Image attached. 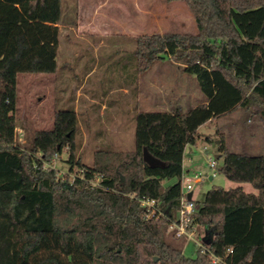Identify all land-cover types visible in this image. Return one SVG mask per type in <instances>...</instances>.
<instances>
[{
  "label": "trees",
  "instance_id": "16d2710c",
  "mask_svg": "<svg viewBox=\"0 0 264 264\" xmlns=\"http://www.w3.org/2000/svg\"><path fill=\"white\" fill-rule=\"evenodd\" d=\"M182 1L198 35L127 40L135 51L125 73L135 92L140 75L171 60L196 79L204 103L137 112L134 149L101 147L88 166L73 107L57 110L53 127L33 132L25 147L17 134L18 76L57 71L62 0H0V264H264V154L231 153L223 136L221 173L257 194L208 191L189 228L205 230L194 258L170 230L185 150L197 144L199 128L254 108L264 121V0ZM145 149L163 166L146 164ZM65 151L68 175L52 166Z\"/></svg>",
  "mask_w": 264,
  "mask_h": 264
},
{
  "label": "rangeland",
  "instance_id": "374dc122",
  "mask_svg": "<svg viewBox=\"0 0 264 264\" xmlns=\"http://www.w3.org/2000/svg\"><path fill=\"white\" fill-rule=\"evenodd\" d=\"M62 11V35L65 38L67 34L76 32L79 38L76 42L86 44L82 45L86 49L73 52L69 48L68 51L62 49L58 54L62 62L59 67L72 68L73 64H77L79 72L83 70L85 75L72 77L67 74L60 78L51 74L18 76L20 122L17 134L23 147L28 144L33 132L53 127L57 110L73 107L79 118L78 154L82 163L91 166L95 151L106 147L105 143H108L96 140V134L104 127L102 119L119 114L121 124H108L110 128L106 133L119 135L118 130L121 128L123 142H110L112 148L131 151L135 147L136 127L133 118L136 111L186 112L204 103L205 97L196 79L184 74L182 67L171 60L156 62L138 77L139 106H136L134 99L135 87L123 77L125 71L129 72L131 68L130 55L135 51V46L127 40L144 35H198L195 17L184 1L62 0ZM70 36L75 40L74 34ZM88 74L91 75L87 77ZM104 106V115L97 120ZM198 133L197 144L189 145L184 154L186 170L183 180L184 185L192 184V201L196 206H201L208 191L215 186L225 190L242 187L246 193L257 194L251 184L230 181L220 171L223 159H216L222 136L231 153L264 154V121L257 109L234 111L203 125ZM188 158L192 159V163L187 161ZM210 159L215 160V170L209 166ZM52 166L60 174L68 175L70 166L67 151L54 159ZM214 172L216 176H213ZM196 174L201 178L197 184L193 182ZM172 183L174 181L166 185ZM194 232L193 239L178 238L177 241L178 245L180 243L183 246L184 255L188 258L195 257L198 249L196 241L205 236L203 228L195 229Z\"/></svg>",
  "mask_w": 264,
  "mask_h": 264
},
{
  "label": "crops",
  "instance_id": "0c3cea01",
  "mask_svg": "<svg viewBox=\"0 0 264 264\" xmlns=\"http://www.w3.org/2000/svg\"><path fill=\"white\" fill-rule=\"evenodd\" d=\"M62 21V20H61ZM58 28H59V32H60V34H59V45H58V54H59V51H61L62 49L63 50H65V51H68V48H69V50H72V52L74 51V50H85L86 49V47H83L82 45H86V44H81L80 42H76L77 41V39H79L78 38V36H77V33L76 32H73V33H70V35L71 34H74L75 35V40H73V38L69 35V34H67L66 36H65V38H64V36L62 35V29H61V23L58 25ZM73 30V29H72ZM73 40V41H72ZM63 41H64V43L65 44H63ZM64 45V46H63ZM102 47V46H101ZM105 47H107V46H105ZM90 49V48H89ZM96 50V49H95ZM71 58L72 57H70V60H71ZM165 61H168V60H164V61H160V62H165ZM59 63H60V61H59V59H58V56H57V64H58V68H57V71H56V73H54V74H51L53 77H56V78H60V77H63V76H65V75H67V74H71L72 75V77H76V76H84L85 74H84V71L83 70H81V72H79V70L77 69V64H73V67L71 68V67H66L65 69L64 68H62V69H60V65H59ZM60 64H62V62L60 63ZM68 65V64H67ZM74 69H76V71H74ZM84 69V68H83ZM86 72H87V70H85ZM90 71V70H89ZM90 73V72H89ZM89 75H91V74H88L87 75V77L89 76ZM123 77L124 78H127V74H123ZM137 84H138V82H137ZM138 86H136V90H135V96H134V99H136V106L138 105V103L137 102H139V101H141V99L139 100V98H138ZM202 104V103H201ZM139 106V105H138ZM104 110H105V106L103 107V110L101 111V113H100V116H97L98 118H97V120L98 119H100L101 117H103V113H104ZM136 110H138V109H136ZM75 111H76V113H77V110L75 109ZM138 112H140V111H138ZM136 113H137V111H136ZM78 116V115H77ZM119 116V114H117V113H115L114 115H113V118H106V119H102V124H104V127H103V130L102 129H100V131H102V133L99 131L97 134H96V140H98L99 142H108V143H105V145L106 146H110V147H113L112 146V144L110 143V142H123L122 141V138H121V136H120V131L122 130L121 128H119V130H118V134L119 135H113V136H111L110 134H107L106 133V131H108L109 130V126H108V124L110 125V124H115V125H117L118 124V126L121 124V122H120V117H118ZM78 120H79V118H78ZM135 120V116H134V118H133V122H135L134 121ZM201 128V127H200ZM199 128V129H200ZM188 147V146H187ZM187 147H186V149H187ZM186 151V150H185ZM187 161L189 162V163H192V159L191 158H188L187 159ZM184 163H185V159H184V161H183V167H184ZM185 167H184V175H185ZM213 179V178H212ZM211 179V180H212ZM192 194V193H191Z\"/></svg>",
  "mask_w": 264,
  "mask_h": 264
},
{
  "label": "built area",
  "instance_id": "2783aa9c",
  "mask_svg": "<svg viewBox=\"0 0 264 264\" xmlns=\"http://www.w3.org/2000/svg\"><path fill=\"white\" fill-rule=\"evenodd\" d=\"M58 157L56 156L55 159ZM209 166L211 167L212 170H215L216 168V163L215 160L210 159L208 160ZM216 172L213 173V176H216ZM185 178V175L182 177V196H181V201H180V209L177 214V219L175 223L172 224L170 230L175 232V235L177 238H188V239H193V235L195 234L194 230L190 231L189 228L192 223V216L197 212L198 207L196 204L192 201V198L189 199L188 196L191 194V190L193 189L192 184L188 183L184 185L183 180ZM212 178V177H211ZM189 181V179H187ZM193 182L195 184L201 182V178L199 177L198 174H196L193 178ZM156 205L155 201H143L142 206L152 208L153 206ZM196 244L199 247H203L202 241L197 240ZM217 259L213 260V263H217Z\"/></svg>",
  "mask_w": 264,
  "mask_h": 264
},
{
  "label": "water",
  "instance_id": "95a60500",
  "mask_svg": "<svg viewBox=\"0 0 264 264\" xmlns=\"http://www.w3.org/2000/svg\"><path fill=\"white\" fill-rule=\"evenodd\" d=\"M218 158H219V156H216V159H218ZM143 159H144V162L151 167L163 166V163H161L159 160L155 159L146 149L144 150V153H143ZM191 197H192V194H189L188 198L191 199ZM155 261H157V258H155Z\"/></svg>",
  "mask_w": 264,
  "mask_h": 264
}]
</instances>
